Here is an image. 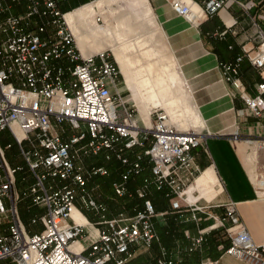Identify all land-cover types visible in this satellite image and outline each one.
I'll list each match as a JSON object with an SVG mask.
<instances>
[{
  "label": "built area",
  "instance_id": "built-area-1",
  "mask_svg": "<svg viewBox=\"0 0 264 264\" xmlns=\"http://www.w3.org/2000/svg\"><path fill=\"white\" fill-rule=\"evenodd\" d=\"M63 1L0 0V134L10 131L33 178V183L18 190V174L25 170L9 164L0 144V263L130 264L160 240L153 187L180 218L216 221L196 237L186 233L192 241L189 253L201 249L215 228H222L230 240L223 247L225 254L264 264V243L254 241L234 203L224 205L223 216L217 218L210 212L212 206L199 204L187 194L200 173L191 152L206 148L207 135L181 132L159 108L151 112L150 128L137 123L138 111L123 94L113 55L103 51L83 56L60 7ZM166 1L174 13L195 25L234 3L252 7L237 0H206L203 5L197 0ZM256 36L255 53L244 49L234 63L220 68L223 80L239 90L246 109L259 117L264 113V82L258 85V94L250 96L238 78L244 58L254 68H264L260 27ZM232 138L239 140V133ZM249 141L264 150V137ZM101 154L123 168L119 181L112 184L117 197L129 195L130 181L150 171L135 190L142 206H136L133 215L109 218L107 205L94 196L95 188H89L96 178L110 175L90 159ZM257 179L264 191V165ZM22 181L27 183V177ZM22 201L44 210L30 223L40 224V230L31 232L23 223ZM78 202L99 220L86 225L74 220ZM181 262L179 253L160 247L159 256L149 264Z\"/></svg>",
  "mask_w": 264,
  "mask_h": 264
},
{
  "label": "crops",
  "instance_id": "crops-1",
  "mask_svg": "<svg viewBox=\"0 0 264 264\" xmlns=\"http://www.w3.org/2000/svg\"><path fill=\"white\" fill-rule=\"evenodd\" d=\"M205 1L197 0V4L203 5ZM237 1L250 3L252 7L244 9L234 3L219 14L208 16L199 25L174 13L166 0H64L60 7L66 13L68 28L83 56L103 51L112 53L121 71L123 94L128 99V92L131 93L129 100L138 110L137 123L150 128L152 109L161 108L181 132L196 130L207 135L206 148L199 147L191 152L200 173L187 189L189 198L202 205L209 204L212 206L210 212L221 217L223 206L234 203L254 241L262 244L264 193L253 182L252 169L255 163L264 162V150L258 149L256 142L249 139L264 137V113L256 117L246 109L239 90L223 80L220 65L234 63L237 57L244 54V49L253 53L257 51V28L264 31V0ZM97 11L104 19V26L98 22ZM137 20L140 21L139 27H143L140 35L135 34L134 22ZM152 27H157L165 38L172 55L170 60H166L154 44ZM136 47L149 61L141 73L133 69L128 59L133 57ZM149 77L162 82L159 107L152 100L146 102V106L141 99L145 95L141 89L146 85L140 86L139 82ZM238 78L243 90L250 96H256L258 85L264 82V68L258 70L244 58ZM148 92L151 93V90ZM5 132L10 133L5 130L0 134V144ZM236 132L240 135L239 140L232 138ZM8 145H1L6 159V149L13 148L8 149ZM7 161L13 167H21ZM147 170L138 179L130 181L136 189L142 185ZM24 176L27 183L22 181ZM24 176L18 175L19 191L33 183L29 173ZM151 198L158 209L154 222L160 240L151 251L140 253L135 260L143 258L144 263L149 264L159 256L160 247H165L173 254H180V264H249L224 253L225 244H219L223 241L216 239L218 245L214 241L218 231L207 236L201 249L189 253L192 241L186 233L196 237L199 230L209 227L213 221L194 222L180 218L163 193L153 187ZM164 200L168 202L167 209L162 208ZM77 204L72 214L74 220L82 225L97 221L89 220ZM21 205H26V210ZM31 206L29 201H22L19 212L23 223L34 232L40 230L41 225L30 224L33 216L27 221L31 209L38 208ZM136 206H142V202L138 200V204L130 207L133 213ZM74 247L80 249L79 244ZM151 252L156 255L153 257Z\"/></svg>",
  "mask_w": 264,
  "mask_h": 264
},
{
  "label": "rangeland",
  "instance_id": "rangeland-1",
  "mask_svg": "<svg viewBox=\"0 0 264 264\" xmlns=\"http://www.w3.org/2000/svg\"><path fill=\"white\" fill-rule=\"evenodd\" d=\"M96 17L98 18V22L101 26L105 25L104 19L102 17V15H100V13L97 11ZM1 19H4L1 18ZM139 23L140 21L137 20V22H134V26L137 30V32L135 34L140 35V33L143 32L142 28L143 27H139ZM146 30V29H145ZM151 32L153 33V42L154 44L158 47V49H160L161 54L164 58H166V60H170V57H172L169 49L167 48L166 45V41L165 38L163 37L161 31L156 27H152L151 28ZM142 52L140 49H138L136 47V49L134 48V52L132 53L133 57H129L128 59L130 60V62L133 65V69L136 71H139L140 73L142 72L143 67H145L147 65L148 58L146 56H142ZM112 55V54H111ZM151 60H153V58H151ZM135 63V64H134ZM163 72V71H161ZM163 76V74H162ZM140 86H145V88L142 87L141 92L142 94H145L141 99L142 101H145V103L150 100L155 101V106L159 107L161 106V103L158 102V97L162 91L161 86H162V82L159 79H155L153 77H149L146 78L144 80H142L141 82H139ZM145 89V90H144ZM146 90H151V93L146 91ZM147 94H150L147 95ZM128 99H130V95L131 93L128 92ZM131 101V100H129ZM131 103L134 105V103L131 101ZM146 103V106H147ZM145 106V107H146ZM136 108V106H135ZM137 109V108H136ZM161 109V108H159ZM164 110V109H163ZM138 111V110H137ZM141 109H139V113H140ZM147 112V111H146ZM66 128L69 131V128L66 126ZM71 132V131H69ZM1 145L2 147H6L8 144H12V149L7 150L6 149V155H7V159L11 162V164L13 165H18L24 168L25 172H20L18 175H20L21 177H23L24 175H28V169L26 166V163L24 162V160L22 159L21 155H20V150L19 147L15 141V139L13 138V136L8 133L5 132L2 136H1ZM25 146H28V143H25ZM92 160V162H94L96 165L98 166H104L106 167V169L109 170L110 175L107 177H98L94 180V183H91V185L89 186L90 189L95 188V192H94V196L97 198V200L101 203H104L105 205H107L108 208V212L107 215L108 216H112V217H117L120 214H124V216H131L133 215L130 207L129 206V202L130 200L126 201L124 199V197H117L114 193L112 184L115 181H119L121 173L123 171V168L121 167V165L116 162V161H112V162H108L105 160L104 155L101 154L99 156H94L92 158H90ZM264 162H260V163H255L253 166L254 168L252 169L253 172V182L255 183V185L258 187L259 191H261L262 193H264L263 189H262V184L259 181V179H257L259 173L262 171ZM146 175H149L148 170L146 171ZM138 179V178H137ZM97 186V187H96ZM135 197L132 196V198H130L131 200H133ZM167 201L164 200L163 204L164 206L162 207L163 209H167L168 205H167ZM134 204H138V200L135 199L134 200ZM21 208H24L26 210V205L23 207V205L20 206ZM77 208L91 221H96L99 220V217L95 214V212L90 211L84 207H82V205L78 202L77 204ZM42 214L44 213V211L39 210L38 208H32L31 209V214H27L28 216V220H30L31 216H34L35 214ZM212 213V212H211ZM214 214L215 217L217 218H221L220 215H216ZM213 221L212 224H216V221L214 219H211ZM219 221V219H218ZM218 223V222H217ZM213 231H218L217 232V236L215 237V239L220 240V241H226L229 239L226 231H224L222 228H215ZM212 231V232H213ZM211 232V233H212ZM151 255L154 257L156 254L151 252ZM150 259V258H148ZM0 264H9L8 261H3ZM113 264V263H110ZM130 264H145L143 258H139L133 262H131Z\"/></svg>",
  "mask_w": 264,
  "mask_h": 264
},
{
  "label": "trees",
  "instance_id": "trees-1",
  "mask_svg": "<svg viewBox=\"0 0 264 264\" xmlns=\"http://www.w3.org/2000/svg\"><path fill=\"white\" fill-rule=\"evenodd\" d=\"M140 181V180H139ZM130 187H129V190H130V193L132 194V196H134V197H136L135 196V190H136V188H135V186L132 184V182L130 183V185H129ZM134 194V195H133ZM132 196L131 197H129V195H126V196H124V199L126 200V201H128V200H130V204H129V206H133V205H135L134 204V200H135V198L133 199V200H131L130 198H132ZM154 205H155V203H154ZM155 209H156V211H157V213H158V209H157V207H156V205H155ZM131 210V212H132V214H134L133 213V211H132V209H130ZM214 241L216 242V239L214 238ZM216 244L218 245V243L216 242ZM219 244H225V247L224 248H227L229 245H230V240L228 239V240H226V241H223V243L221 242V243H219Z\"/></svg>",
  "mask_w": 264,
  "mask_h": 264
},
{
  "label": "bare ground",
  "instance_id": "bare-ground-1",
  "mask_svg": "<svg viewBox=\"0 0 264 264\" xmlns=\"http://www.w3.org/2000/svg\"><path fill=\"white\" fill-rule=\"evenodd\" d=\"M66 22H67V20H66ZM68 25V24H67ZM112 54V53H111ZM93 56V55H92ZM85 57V56H84ZM89 57V56H88ZM121 72V71H120ZM153 110V109H152ZM152 112V111H151ZM18 132V131H17Z\"/></svg>",
  "mask_w": 264,
  "mask_h": 264
}]
</instances>
